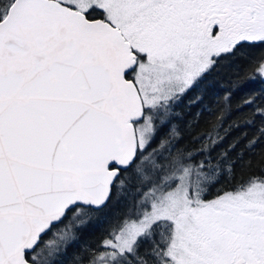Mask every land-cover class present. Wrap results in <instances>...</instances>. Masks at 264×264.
Masks as SVG:
<instances>
[{"label": "snow or ice", "instance_id": "6c2138e0", "mask_svg": "<svg viewBox=\"0 0 264 264\" xmlns=\"http://www.w3.org/2000/svg\"><path fill=\"white\" fill-rule=\"evenodd\" d=\"M255 85L264 0H0V264H264Z\"/></svg>", "mask_w": 264, "mask_h": 264}, {"label": "trees", "instance_id": "16d2710c", "mask_svg": "<svg viewBox=\"0 0 264 264\" xmlns=\"http://www.w3.org/2000/svg\"><path fill=\"white\" fill-rule=\"evenodd\" d=\"M225 64L228 63V61H224ZM225 69H220V75H216L215 73L213 74L212 77H210V79L208 80L207 84L205 86H212V85H215L217 87V89H220V88H224V87H227V80L224 79V76H225ZM255 88L259 89L261 87H264V85H255L254 86ZM237 104H238V100L236 98L233 99V102H232V107H233V110H235V108L237 107ZM177 112L181 113V119L176 121V124L181 127V130L183 131V134L185 136V141L184 143L191 146L190 144V134L192 131H195L197 134L199 133H203V132H206L208 130V125L204 122L203 118H201V123L199 125L198 128L192 130V129H188L184 126V121L185 120H191L192 118L190 116H187L186 115V112H187V109H185L183 106L179 107L176 109ZM249 112L248 111H245L244 113H236L234 112L232 117H231V122H234V121H240L244 116L248 115ZM249 135L252 134V130L249 129ZM235 136V133H233V136H229L224 144L220 147H217L216 149V152L213 153V155H217L218 153L224 151L228 144L231 143L233 141V137ZM261 152H262V149L261 148H256L254 150V152H245L244 148L243 147H240L236 150V152H233L230 156V160H229V163H235L236 164V172L237 174H239L241 171H246L247 168L246 166L250 163L252 164L254 167H258L261 165V160H262V157H261ZM243 153V156H242V159H241V154ZM226 183V181L222 180L221 181V186ZM113 204L115 206L116 204V200L114 199L113 201ZM95 235H98L95 234ZM95 235L93 236H88L86 237V239H89V240H92L95 238Z\"/></svg>", "mask_w": 264, "mask_h": 264}]
</instances>
